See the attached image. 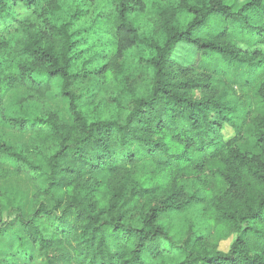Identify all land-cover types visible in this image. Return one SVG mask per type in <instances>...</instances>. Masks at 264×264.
<instances>
[{
  "label": "clouds",
  "instance_id": "1",
  "mask_svg": "<svg viewBox=\"0 0 264 264\" xmlns=\"http://www.w3.org/2000/svg\"><path fill=\"white\" fill-rule=\"evenodd\" d=\"M0 264H264V0H0Z\"/></svg>",
  "mask_w": 264,
  "mask_h": 264
}]
</instances>
